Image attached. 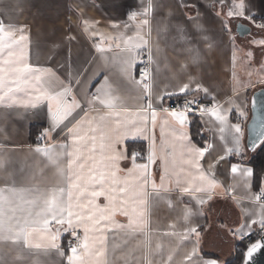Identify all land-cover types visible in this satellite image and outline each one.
Returning a JSON list of instances; mask_svg holds the SVG:
<instances>
[{
  "label": "crops",
  "instance_id": "1",
  "mask_svg": "<svg viewBox=\"0 0 264 264\" xmlns=\"http://www.w3.org/2000/svg\"><path fill=\"white\" fill-rule=\"evenodd\" d=\"M240 2L224 0L225 7L220 0H0L4 24L17 26V38L21 34L27 37L24 47L29 63L50 70L54 74L56 90H60L61 81L67 83L65 78L71 74V90L84 111L76 109L73 113L76 119L70 117L68 126L72 127L79 120L77 128L83 134L89 128L88 122L92 121L91 127L99 129L95 133L98 137L97 151L86 152L85 157L94 156L97 169L104 170L99 150L102 131L106 138H112L117 152L126 153L125 159L117 161L120 169L117 175L121 179L128 178L133 182L136 179L128 175L129 169L136 171L132 163L133 152L139 157L137 164H148L149 206L143 228L108 232L105 254L99 258L105 264H188L193 247L196 249L193 262L228 264L246 237L259 226L264 202L257 200L254 170L244 154L245 150L250 152L246 146L250 97L256 89L264 87V45L258 43L264 39V34L255 24L256 19L264 20V0H244L249 8L246 15L252 14L254 20L228 17L232 4ZM149 3L151 8H148ZM146 8L147 14L142 16ZM130 14H135L136 19H131ZM190 17L195 18L194 21H190ZM145 18L149 22L147 25L138 23ZM238 22L249 25L251 32L240 36L236 31ZM125 24L129 27L125 28ZM224 25L228 31L223 30ZM137 32L148 43L144 48L134 49L132 55L148 50L153 57L150 94L119 72L121 62L128 57V53L123 51L126 45L120 38L132 37L135 43ZM248 39L250 43L246 41V44ZM117 43H121L120 48L116 47ZM97 44L105 51H98ZM135 79L139 80L137 65ZM105 83L111 86L110 95L117 98L115 108H106L99 101L89 103ZM184 84L190 86L189 95L212 101L215 105L212 109L226 116V122L221 124L211 111H205L203 115L201 112L189 114L187 126L181 128L171 117L165 123L164 113L158 111L153 127L149 112L143 134L125 136L115 144L117 132L124 131L123 124H116V112L120 113L121 122L134 120L138 110L146 108L149 99L154 107L159 108L162 97L164 108L168 99L185 96L179 92ZM197 85L200 86L199 91ZM170 93L176 94L169 96ZM101 98H105L103 94ZM85 112L88 114L86 117ZM101 116L105 117L104 121L100 120ZM194 120L202 126L201 141H196L191 134ZM51 124L46 104L39 109H26L11 101L0 103V189L6 196L11 197L9 190L12 189L22 192L25 199H31L29 193L34 189L50 192L64 188L67 191L66 178L60 174L57 163L35 151L37 142L32 127H38L36 133L40 132L42 136ZM235 124L240 125V132L232 127ZM221 127L225 129L223 133L220 132ZM179 132L187 133L197 147L211 146L200 161L208 178L217 182V186L208 193L189 196L176 187L178 177L184 182L185 170L195 173V167L190 168L185 162L188 159V141L180 140ZM236 137L239 138L238 146L234 141ZM133 143H145V154L137 146L131 148ZM39 145L52 149L53 154L72 151L75 147L67 129L51 133L41 139ZM88 147L91 148L90 143ZM229 148L232 152L228 151ZM153 151L155 163L148 160ZM108 155L111 153H104L105 160ZM67 159L64 156L59 161V167L64 168L65 173ZM91 163L88 160V164ZM233 165L237 166L236 173L231 171ZM245 170L249 174H245ZM83 175H88V167H85ZM162 176L165 186L171 191L162 192L164 198L157 199L150 184L155 181L159 186ZM199 183L197 178L193 186ZM209 194L211 199L206 204H197V197L207 199ZM15 202L20 201L17 199ZM96 202L104 205L107 201L101 196ZM186 209L192 212L188 221L183 219ZM115 220L124 225L128 223V218L119 213ZM253 221L257 223L253 224ZM245 225L252 230L241 240L240 229ZM190 226H197L199 237L195 234L187 238L180 235ZM57 227L53 221L52 230ZM244 231L248 232V227ZM76 232L83 237L82 227H78ZM70 237H73L71 230L62 231L57 240L65 252L64 256L55 249L28 247L23 239L0 238V264H68ZM32 243L46 241L37 237Z\"/></svg>",
  "mask_w": 264,
  "mask_h": 264
},
{
  "label": "snow or ice",
  "instance_id": "2",
  "mask_svg": "<svg viewBox=\"0 0 264 264\" xmlns=\"http://www.w3.org/2000/svg\"><path fill=\"white\" fill-rule=\"evenodd\" d=\"M221 5L227 7L224 0H220ZM148 8H151L149 3ZM148 8L144 10L142 16H146ZM249 12V8L244 0H241L239 4H232L231 8L227 12L228 17H240L247 20H254L252 14L246 15ZM131 19H136L135 14H130ZM195 18L190 17V21H194ZM141 25H147L148 20L141 19L138 21ZM125 28L129 25L125 24ZM262 34H264V21L256 25ZM199 29V26H197ZM17 26L11 24L5 25L0 14V103L5 101H11L12 104H19L20 106L28 109H39L41 105L46 104L47 112L51 117L52 124L49 129H46L41 136V139L51 135L53 132L63 131L67 129L68 135L72 137L73 144L75 145L72 151H61L53 154L52 149L48 147H41L39 142L35 151L43 153L49 159L57 163L58 170L62 176H65L68 188L65 192L64 188L53 189L52 191H43L34 189L31 193V199H25L22 192L17 193L16 190H9L11 197L4 194V190L0 189V238L11 239L14 241L23 242L28 247H34L36 249L44 248L55 249L60 256H64L65 252L62 251V246L57 243L62 231L71 230V235L77 241L76 246L71 243L68 245V251L71 255L67 256L68 264H105L104 261L99 259L105 254V246L107 243V233L114 229H131L133 231L142 230L145 216L149 206V193L147 188L149 186V174L148 164L136 163L139 158L138 155L132 153V163L135 166L136 171L132 169L128 170L129 177H136L135 181L128 178L121 179L117 172L120 171L117 161L126 158L125 152H117L112 142V138H106L101 131L99 140V150L102 154L101 163L104 166V170H98L96 167L95 157L89 155L85 157V153H94L97 151L96 141L98 137L95 133L99 130L96 127H91L92 121H89V128L83 134L78 130L77 125L80 121L77 120L76 124L69 127L71 123L69 118L73 120L76 117L73 113L76 109L84 111L81 103L77 100L76 95L72 92L73 80L71 74L66 77L64 81H61L60 90H56L53 86V76L50 70L44 69L38 66H33L28 61V57L25 52L24 42L27 37L21 34L18 38L15 35ZM224 31H228L227 25H224ZM95 36L96 33L93 32ZM114 40L116 38H113ZM121 42L126 45L123 51L128 53V57L124 59L120 66L119 72L121 75L127 77L132 83L142 86L143 91L146 94H150L151 85L146 81L151 76V72L145 67L139 69L140 79H135L136 65L140 62V53L132 55L134 49H141L147 46V40L137 32L136 41L133 43L132 37H128L126 40L120 38ZM259 44L264 45V39H261ZM117 48L121 47V43L116 44ZM97 50L104 52L105 49L97 44ZM250 55V54H249ZM152 55L149 52L148 62H152ZM79 74V71L77 72ZM59 80V77H56ZM78 84L79 81H76ZM200 90V86L197 85V91ZM204 91H207L204 89ZM179 92L185 96L191 94L189 84H184ZM111 86L105 83L103 89L98 90L97 94H94L92 100L89 103L99 101L101 105L106 108H115V100L110 95ZM22 94V96H18ZM101 94L105 98H101ZM176 93H170L169 96ZM71 97V99H69ZM163 97L161 98V106L159 108L154 107L151 99H149L146 108H141L136 113V119H128L123 122L119 119L120 113L116 112V124L118 126L123 124V133L117 132L115 138V144H119L125 136L134 134H143L146 129V124L149 120V112L151 123L153 127L157 121V113L163 112L165 123H167L168 117H171L179 123L181 128L187 126L188 116L190 113H194L196 99H185L184 104L181 106V110L169 111L162 107ZM264 105V100L260 102ZM127 111V109H124ZM205 111H211V114L215 118L224 124L226 122V116L222 115L216 109H207L206 107L201 109V115ZM78 114V113H77ZM85 117L88 115L84 113ZM101 121L105 120L104 116L100 117ZM68 123H65V122ZM236 132H240V125L235 124L232 126ZM225 131L224 127L220 128V132ZM178 138L180 140L188 141L186 146V152L188 159L185 161L189 167H195V173L190 170H185L184 182L176 180V187L184 194L192 196L194 193H208L211 189L217 186L215 179H209L206 172L202 169L200 161L205 157L210 145L204 147H197L192 144L187 133L179 132ZM223 139V137H221ZM236 145H239V138H234ZM91 144L89 149L88 144ZM255 146V145H254ZM232 152V149H228ZM110 152L111 155L104 158V153ZM67 156V172L64 168L59 167V161L62 157ZM155 152L153 151L148 160L155 163ZM223 159V157L221 158ZM88 160H91V165L88 164ZM85 167H88V175H83ZM79 169V171H76ZM237 166L233 165L231 168L232 173L237 172ZM245 174H249L248 170H245ZM199 179L200 183L193 186V181ZM187 184L188 186H184ZM152 193L157 199H163L162 192L167 193L171 191L170 188L164 184V177H161V184L157 186L155 181H151ZM23 191V190H22ZM104 196L106 204H98L97 198ZM19 203H16V200ZM197 204L203 206L207 203V200L211 199V195L207 196V199L203 197H197ZM257 199H264V191ZM24 205H27L25 207ZM259 220V226L261 232H264V205ZM19 213V215H18ZM119 213L128 218L127 225L121 224L115 220V216ZM191 209H186L183 219L188 221L191 217ZM55 222L58 225L55 231L51 228V223ZM257 223L256 221L252 222ZM65 225L67 227H65ZM78 227L83 228V237L77 234L76 229ZM248 227V232L244 231V228ZM250 226H241L240 239L243 240L249 232H251ZM5 233H12L13 235H3ZM195 234L199 237L200 233L197 226L187 227L182 235L184 238ZM175 235V233H173ZM39 238L46 243H32V240ZM264 236H261L255 243H250L247 247V251L243 253V264H249L255 253L264 248ZM78 249L80 252L78 254ZM196 254V249L193 247L192 253L188 256V264H200L199 260L193 262V256ZM95 258V259H93ZM171 259V257H169ZM206 264H217L216 261H207Z\"/></svg>",
  "mask_w": 264,
  "mask_h": 264
},
{
  "label": "water",
  "instance_id": "3",
  "mask_svg": "<svg viewBox=\"0 0 264 264\" xmlns=\"http://www.w3.org/2000/svg\"><path fill=\"white\" fill-rule=\"evenodd\" d=\"M236 31L240 36H245L251 32V27L245 23L238 22ZM262 100H264V87L256 89L249 101L250 118L246 123V146L250 152H255L264 142V105L260 103ZM261 236H264V233L252 243L257 242ZM261 242L264 243V241ZM246 251L247 248L244 253ZM241 264H243V261ZM249 264H264V248L254 254Z\"/></svg>",
  "mask_w": 264,
  "mask_h": 264
},
{
  "label": "built area",
  "instance_id": "4",
  "mask_svg": "<svg viewBox=\"0 0 264 264\" xmlns=\"http://www.w3.org/2000/svg\"><path fill=\"white\" fill-rule=\"evenodd\" d=\"M262 21H264V20L256 19L255 24L257 25ZM148 55H149L148 50L142 51L140 54V62L137 63V76L139 79H140L139 69L141 67L147 66L149 71L151 70V62L150 63L148 62ZM146 82L150 83V77L148 78V80ZM193 98L196 99V103H195L196 111L194 113H190V114H198L201 112V109L204 107H206L207 109H212L215 106L212 101L205 100L202 97L194 96V95H187V96L173 97V98L168 99L166 101V103L164 104V108L168 109L169 111L181 110V106L184 104L185 99L192 100ZM34 140L36 142H39L41 140V133L40 132L36 133ZM261 192L262 191L257 193V197H259L261 195ZM257 200L260 202H264V199H257ZM263 233L264 232H261L260 226H258L251 235L246 237L245 242L250 244L254 240H256L260 235H262ZM70 243L73 246H75L77 244V241L75 240L74 237H70V239L68 241V245Z\"/></svg>",
  "mask_w": 264,
  "mask_h": 264
},
{
  "label": "trees",
  "instance_id": "5",
  "mask_svg": "<svg viewBox=\"0 0 264 264\" xmlns=\"http://www.w3.org/2000/svg\"><path fill=\"white\" fill-rule=\"evenodd\" d=\"M38 127H32V133L36 134ZM191 134L196 141H201L203 138L202 126L197 121L194 120L191 126ZM131 146V144H130ZM137 146L142 151L144 155L145 152V143H133L131 148ZM252 156L249 158L247 163L252 166L254 170V186L257 192L264 191V142L261 146L255 151L252 152ZM241 249L234 255L229 261L228 264H241L243 261V253L248 246V243L244 242L241 245Z\"/></svg>",
  "mask_w": 264,
  "mask_h": 264
},
{
  "label": "rangeland",
  "instance_id": "6",
  "mask_svg": "<svg viewBox=\"0 0 264 264\" xmlns=\"http://www.w3.org/2000/svg\"><path fill=\"white\" fill-rule=\"evenodd\" d=\"M251 38H252V36L250 37V39H251ZM250 39L245 40V42H246V41H249V43H250ZM246 44H247V42H246ZM245 152H246V153L244 154V155H245V159L249 160V158L252 156L253 153H252V152H248L247 150H245Z\"/></svg>",
  "mask_w": 264,
  "mask_h": 264
}]
</instances>
